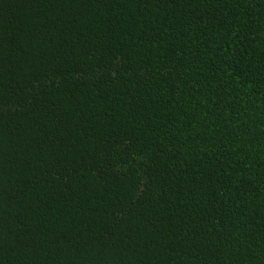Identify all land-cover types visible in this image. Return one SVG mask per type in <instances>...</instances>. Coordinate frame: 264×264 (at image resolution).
<instances>
[{"label": "trees", "instance_id": "trees-1", "mask_svg": "<svg viewBox=\"0 0 264 264\" xmlns=\"http://www.w3.org/2000/svg\"><path fill=\"white\" fill-rule=\"evenodd\" d=\"M0 264H264V0H0Z\"/></svg>", "mask_w": 264, "mask_h": 264}]
</instances>
